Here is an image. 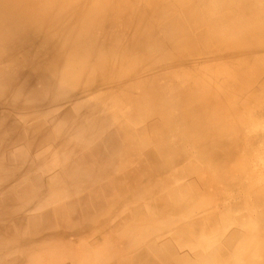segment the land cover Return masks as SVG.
Masks as SVG:
<instances>
[{
	"label": "bare ground",
	"instance_id": "6f19581e",
	"mask_svg": "<svg viewBox=\"0 0 264 264\" xmlns=\"http://www.w3.org/2000/svg\"><path fill=\"white\" fill-rule=\"evenodd\" d=\"M3 20L48 42L63 91L82 92L54 138L88 153L124 137L129 186L106 228L1 243L0 264H264V0H0Z\"/></svg>",
	"mask_w": 264,
	"mask_h": 264
},
{
	"label": "rangeland",
	"instance_id": "374dc122",
	"mask_svg": "<svg viewBox=\"0 0 264 264\" xmlns=\"http://www.w3.org/2000/svg\"><path fill=\"white\" fill-rule=\"evenodd\" d=\"M27 33L19 24H0V244L21 249L53 237L88 235L92 223L114 207L129 186V171L122 173L113 161L124 137L111 135L86 153L75 140L52 135L55 127L79 122L75 118L84 114L76 105L83 95L74 86L70 89L77 90L63 91L56 69L59 56L39 35ZM152 199L154 206L163 208L157 192ZM115 220H100L96 226L106 228Z\"/></svg>",
	"mask_w": 264,
	"mask_h": 264
}]
</instances>
